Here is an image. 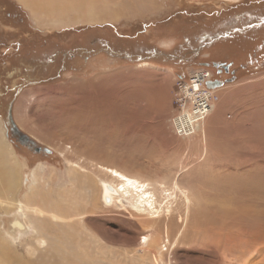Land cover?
<instances>
[{
	"label": "rangeland",
	"instance_id": "rangeland-1",
	"mask_svg": "<svg viewBox=\"0 0 264 264\" xmlns=\"http://www.w3.org/2000/svg\"><path fill=\"white\" fill-rule=\"evenodd\" d=\"M149 1L143 9L116 0L124 8L114 11L115 22L45 33L33 28L35 19L16 0H0L1 139L12 150L9 158H16L10 166L19 182L5 198L23 203L34 183L32 191L51 193L62 210L54 214L57 220L40 207L45 215L27 209L23 220L32 230L9 240L5 233L11 236L14 213L11 206L7 213L3 207L0 244H8V251L0 264H224L218 251L264 249V0ZM223 66L229 67L227 73ZM200 69L210 71L207 90L220 89L222 103L202 133L175 135L168 121L179 113V85ZM118 70L137 71L139 77L114 76ZM108 72L114 73L105 87L116 94L107 96L103 84L107 102L98 111H85L66 99L68 84ZM153 73L166 74L167 85H160ZM137 90L146 95L137 98ZM189 107L183 105L179 114H188ZM11 120L18 136L28 138L27 146L11 134ZM173 129L182 131L177 124ZM68 140L104 150L100 153L146 176L171 179L178 174L182 184L191 185L198 205L191 208L186 240L162 245L159 255H146L139 244L126 245L134 232L128 223L134 212L125 201L110 208L94 206V190L75 183L77 174H69L67 160L56 151ZM216 219L227 226L224 240L194 233L195 224L205 227ZM41 222L44 232L38 231ZM158 226L166 239L169 230ZM211 241L220 242V248Z\"/></svg>",
	"mask_w": 264,
	"mask_h": 264
},
{
	"label": "bare ground",
	"instance_id": "bare-ground-1",
	"mask_svg": "<svg viewBox=\"0 0 264 264\" xmlns=\"http://www.w3.org/2000/svg\"><path fill=\"white\" fill-rule=\"evenodd\" d=\"M16 2L24 10L28 11L31 17L35 19L37 23L36 25H38L39 28L44 29V31L65 29L69 26H74L77 24L92 25V24H97V23H111L113 21L115 22L116 20H115L114 11H120L121 9L123 11V8H124L123 2H116V0H16ZM128 2H130L131 5L132 4L136 5L137 8H141L142 5H144L143 9L150 4L149 0H128ZM140 67L141 69L147 68L145 67V65H140ZM125 70L116 71V74H114V76L121 75V77H124V78L125 76H127L128 79L134 76L136 78L139 77L138 76L139 74L136 73L137 71L136 72H132V71L125 72ZM113 73L114 72H110V73L108 72L105 74L104 73L97 74L91 80H78L76 81L75 86H72V83L74 82L71 81L72 83L66 86V89L68 91L67 93H65L66 99L68 97L71 101H74L75 103H77L85 111L86 109H89V108H92V110L98 111L99 105L105 104L104 95L102 94V91H100L102 90L101 87H103V84L105 83V81L108 80V77L113 76ZM207 73L208 75H210V71L207 70ZM153 74L155 76L154 78L157 77L160 85L164 87L165 85H167V81H166L167 75L166 74H159V73H156V74L153 73ZM143 76H144L143 77L144 79L145 75ZM148 78H151V77H148ZM139 80H142V79H139ZM106 85H108V83ZM193 86H194V89L198 90L197 92L191 94L189 93V90L187 88H185L183 92V95L185 97H190L192 99L193 104L188 103L190 104L189 113L187 114L184 112L182 114H179L182 112L181 110V112L177 113L176 115L173 113L171 116L168 115L170 116L169 121H168L170 125V131H172V133L175 135L185 131L187 134L186 138L202 133L204 128L206 127L205 121L208 119L210 115H212L213 113H216V110H219V107L222 103V93L221 94L219 93L220 89L206 90L207 95L205 96L204 102L206 103L208 102V100H210L209 109L208 110L205 109L204 103L197 107L194 106L195 99H193V96L194 95L199 96L201 89H198L196 85H193ZM104 87H105V84H104ZM106 89L107 87H105L104 90ZM112 90L114 89L108 88L105 91L107 96H111L114 93L115 90L114 91ZM74 91L76 92V95H77L76 98H74L75 97ZM141 92L142 91H138L137 93H135L137 98L145 94ZM114 94H116V92ZM215 94H216V97L214 96ZM164 104L166 103L164 102ZM182 109H183V106H182ZM187 115L188 117H190V121H191L190 123L188 122L189 118H187ZM182 117L184 119L186 118V120H183ZM176 124L182 127V131H175L173 129V127ZM2 131L3 130L0 128V132L2 134L0 135V210L4 207L5 209H2V210H4L7 213L9 212V209L7 207L9 206L12 207L13 210L10 212L14 213V216H13L14 219L10 222L11 232L9 233L11 234V236H8L7 233H5V235L7 236V239L15 240L16 239L15 237L17 236V234L21 235L23 233H26L28 229H31V227L27 225L24 221L26 220V217H27L26 216L27 209L30 210L33 214H37L41 216L45 211L46 213L49 214L51 219H57V220L58 218L54 214L55 213L61 214L62 210L60 208L61 205H59L56 201L53 202V200L50 199L52 198L51 193L47 195L44 192L41 193V192L32 191V189L34 188V183L33 185L31 183V185L29 186V191L25 195V201H23L24 204L27 203V205L31 207L29 206L27 207L21 201L14 200L13 198L10 200V202L6 200L7 198L6 195H9V193H11L15 189V187L17 186L19 182H18V177L16 174L17 172L15 171L14 168L10 166L11 158H9V156L11 157V155L9 154V152L11 153L12 150L9 151L6 147V143H4L3 140L1 139V136H3L4 138ZM48 137H50V134ZM56 151L60 153L62 158L67 160V164H69L70 166V169L68 171L69 174L74 173V172L77 174V176L73 178L75 183H78V185H80L82 189L84 188L89 189V187L91 186V188L94 190L93 197L91 196L94 206L96 205V202H98L101 208H110L114 206L116 203L122 204V201H125L131 207L132 211L134 212L132 215L133 220L128 223L134 229L133 230L134 232H132L131 236L125 240L126 245L133 246L135 244H139V246L140 245H142L143 247L145 246V250H142V252L145 251L146 255L153 254V253H156L159 255L162 245L163 247L176 246L179 242H183L186 240V237L188 235L187 229L189 225L190 226L192 225V222L190 224V221H191L190 215L193 214L191 212V208L198 205V203H196L197 201L195 199V195H194L195 193L193 191V187H190L191 185L188 186V185L182 184V181H180L179 177L176 176L178 174H176L175 177L171 179H168L167 177L159 178L158 175L157 177L146 176L145 174H142V171L140 170H136L128 166H124L125 164L122 162L116 163L115 160H111V158L106 157L105 154L100 153V151L103 152L104 150L102 151L101 149H98L97 147H94L91 145L89 146L84 142L74 143L73 141H69L68 144H66V142L64 144L61 143L60 145H58V148H56ZM71 157L75 158L77 161L68 160ZM15 160L16 158L13 159L12 161H15ZM15 165L17 166L18 164L16 163ZM36 167H38V165ZM33 171L35 172L36 170H33ZM83 173H87V174L90 173V175L92 176L97 174L98 177L95 179L93 178L94 177L93 176L91 179V178L86 177L85 175H82ZM31 178H32V182H34L36 178L35 174H32ZM52 184H54V182ZM96 191L97 193L95 194ZM53 197H56L54 196V192H53ZM74 205L76 206V204ZM39 207L41 209H44V211H41ZM91 210H93V208ZM79 214L81 213H77V215L75 216L79 217ZM159 223H161L162 229L169 230V232L167 233L166 239H164L162 235H160L161 231H159V226H158ZM45 226L46 225L41 222L38 227L39 230L38 229L37 230L39 232H42V231L44 232ZM80 226H82V224ZM174 227H176V230ZM226 228H224L223 224H220L219 220L217 221L216 219L215 221L212 220L210 222L209 220H207L205 223V227H203V223L200 225L195 224L193 231L196 234H200V235L202 234L205 239L206 237H213V236L215 237L219 236L220 239L221 238L223 239L225 235V231L227 230ZM140 239L143 240L142 243H140ZM214 241H211L209 243L213 245L215 244L214 246L215 248L216 247L220 248V245H219L220 242L214 243ZM7 251H8V244L7 245L4 243L0 244V257L2 255H5ZM230 254L227 255L225 251L223 250H221L220 252L218 251V255L219 257H221L222 263L224 264H264V249L261 247L259 248L250 247V248H244V249L242 248L241 250L237 252H233V254L231 255Z\"/></svg>",
	"mask_w": 264,
	"mask_h": 264
},
{
	"label": "built area",
	"instance_id": "built-area-1",
	"mask_svg": "<svg viewBox=\"0 0 264 264\" xmlns=\"http://www.w3.org/2000/svg\"><path fill=\"white\" fill-rule=\"evenodd\" d=\"M189 78L187 82L184 83H180L179 85V93L176 95V102L178 104H180V106L178 107L179 110H177V112H180L181 108L183 105H187V103H192V99L190 97H185L181 92L183 89L187 88L189 90V93H195L198 90L194 89L193 85H196V87L198 89H201L199 96L194 95L193 99H195V104L194 106H200L201 104H205V109L208 110L209 109V101L208 102H204L205 101V96L207 95V84L209 83V81L211 80V75H208L207 70L206 69H200V70H196L194 72H189Z\"/></svg>",
	"mask_w": 264,
	"mask_h": 264
},
{
	"label": "water",
	"instance_id": "water-1",
	"mask_svg": "<svg viewBox=\"0 0 264 264\" xmlns=\"http://www.w3.org/2000/svg\"><path fill=\"white\" fill-rule=\"evenodd\" d=\"M214 67H216V66H214ZM228 68H229L228 66H226V67L224 66V70H225V71H227ZM208 86H210V85H208ZM10 123H11V126H12V128H13L14 133L18 136L20 133H19V131L15 128V126H14L12 120L10 121ZM18 140H19L20 142H22L24 145H28V144H29L28 138L25 137L24 135H20V136H18ZM35 151H36V152H39L40 149H35ZM41 151H43V152L46 153V154H49V153H50L49 150H47V149H42Z\"/></svg>",
	"mask_w": 264,
	"mask_h": 264
},
{
	"label": "flooded vegetation",
	"instance_id": "flooded-vegetation-1",
	"mask_svg": "<svg viewBox=\"0 0 264 264\" xmlns=\"http://www.w3.org/2000/svg\"><path fill=\"white\" fill-rule=\"evenodd\" d=\"M221 69H223V71H225L224 70V66L221 68ZM210 70V69H209ZM218 70H220L219 68H217V70H216V73L218 72ZM228 71V70H227ZM227 71H225L226 73H227ZM218 74V73H217ZM11 134L12 135H14L17 139H18V136L14 133V131H13V128L11 127ZM27 146V145H26Z\"/></svg>",
	"mask_w": 264,
	"mask_h": 264
},
{
	"label": "crops",
	"instance_id": "crops-1",
	"mask_svg": "<svg viewBox=\"0 0 264 264\" xmlns=\"http://www.w3.org/2000/svg\"><path fill=\"white\" fill-rule=\"evenodd\" d=\"M34 24V23H33ZM35 27V28H34ZM33 28L35 29V30H37V31H40V32H45V31H43V30H41L40 28H38V27H36V25L34 24L33 25ZM46 33V32H45Z\"/></svg>",
	"mask_w": 264,
	"mask_h": 264
}]
</instances>
